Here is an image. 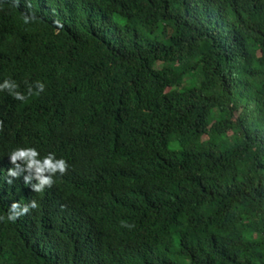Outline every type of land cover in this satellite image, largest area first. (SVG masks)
Masks as SVG:
<instances>
[{
	"label": "trees",
	"instance_id": "obj_1",
	"mask_svg": "<svg viewBox=\"0 0 264 264\" xmlns=\"http://www.w3.org/2000/svg\"><path fill=\"white\" fill-rule=\"evenodd\" d=\"M5 81L0 264H264V0H0Z\"/></svg>",
	"mask_w": 264,
	"mask_h": 264
},
{
	"label": "clouds",
	"instance_id": "obj_2",
	"mask_svg": "<svg viewBox=\"0 0 264 264\" xmlns=\"http://www.w3.org/2000/svg\"><path fill=\"white\" fill-rule=\"evenodd\" d=\"M56 4V0H53ZM10 84L8 81H5L3 84H0V89L8 88ZM37 88L39 91H43L45 85L43 83H37ZM18 97L22 100L24 97L21 94H17ZM40 153L35 148H22L17 149L11 153V160L15 162L17 159H24L27 163V168L29 170H34L35 179L39 182L35 185H32L35 192H43L46 188H50L54 182L53 177L59 173L63 175L67 169V162L60 158L57 159L54 153H49L47 156L42 159L39 158ZM44 173H49L50 175L45 176ZM10 175H16L14 171L9 173ZM9 183H11L9 181ZM21 205L19 203H13L8 211L7 217H0V220L6 219L12 223H16L21 215H25L29 212L30 208L34 209L38 207V204L35 200L31 201L30 204L24 205L21 211H16Z\"/></svg>",
	"mask_w": 264,
	"mask_h": 264
},
{
	"label": "bare ground",
	"instance_id": "obj_3",
	"mask_svg": "<svg viewBox=\"0 0 264 264\" xmlns=\"http://www.w3.org/2000/svg\"><path fill=\"white\" fill-rule=\"evenodd\" d=\"M67 97V96H66ZM62 102V101H61ZM61 189V188H60Z\"/></svg>",
	"mask_w": 264,
	"mask_h": 264
}]
</instances>
